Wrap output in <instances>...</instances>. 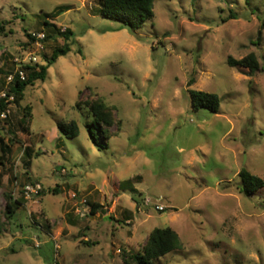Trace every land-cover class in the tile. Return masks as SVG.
Returning <instances> with one entry per match:
<instances>
[{"label": "rangeland", "instance_id": "rangeland-1", "mask_svg": "<svg viewBox=\"0 0 264 264\" xmlns=\"http://www.w3.org/2000/svg\"><path fill=\"white\" fill-rule=\"evenodd\" d=\"M99 1L0 0V89L44 18L74 34L0 127V264H134L168 226L182 247L153 264H264V187L247 195L238 175L264 179V0H156L135 31ZM64 42L45 44L44 64ZM252 52L258 71L228 64ZM191 89L217 93L219 111L194 110ZM97 98L117 121L106 148L87 128ZM72 120L70 138L57 124Z\"/></svg>", "mask_w": 264, "mask_h": 264}, {"label": "trees", "instance_id": "trees-1", "mask_svg": "<svg viewBox=\"0 0 264 264\" xmlns=\"http://www.w3.org/2000/svg\"><path fill=\"white\" fill-rule=\"evenodd\" d=\"M156 0H100V14L103 16L119 21L123 26L135 31L144 26V24L152 20L155 16L154 4ZM43 28L46 31L45 43L51 40H57L59 36L65 39L62 46H57L53 49L50 57L44 55L47 62L37 67H26L27 77L25 80H17L10 88L9 91L15 94V103H18L24 96V91L36 83L37 80H45L49 67L57 60L58 57L66 55L71 50L70 40L73 31L68 29L60 31L56 25L50 22L47 18L43 19ZM264 26V24H263ZM4 30L3 23L0 22V31ZM31 34L29 37L31 38ZM260 37V36H259ZM29 42L27 43V45ZM228 64L232 67H243L249 69L254 73L260 69V61L255 53L236 59L233 56L228 57ZM12 68L8 70L10 72ZM7 72V73H8ZM195 80H189V86L193 85ZM191 104L194 110L207 108L215 113L220 109V96L217 93L207 92L202 90L191 89ZM82 102L77 105L80 106ZM89 112L92 115V120L87 124L89 135L96 146L106 148L107 143L103 139L109 138L110 128L117 124L114 116V108L107 105L102 99H89L84 102ZM6 106L4 101H0V108ZM24 117L28 118L31 115V106L24 108ZM60 132L67 137H76L80 133V128L77 121L58 122L57 124ZM241 178V191L247 195L257 192L260 188L264 187V179L252 174L246 168L239 172ZM123 184H126L124 181ZM43 191V190H42ZM51 191L58 192L57 188ZM136 192V190H132ZM22 201L15 199L6 203L5 213L7 216H13L14 213L20 208ZM103 207L98 203L91 204V214H95ZM3 228L1 224V200H0V233ZM182 247L181 239L176 230L172 227L154 228L147 238L146 244L142 250L132 252L126 258L129 263L134 264H153V262L163 257L170 252Z\"/></svg>", "mask_w": 264, "mask_h": 264}, {"label": "built area", "instance_id": "built-area-1", "mask_svg": "<svg viewBox=\"0 0 264 264\" xmlns=\"http://www.w3.org/2000/svg\"><path fill=\"white\" fill-rule=\"evenodd\" d=\"M65 31L66 28L61 29ZM29 38V44L22 54L14 59V67L4 77V87L0 89V101H4L6 106L0 108V127L8 123L12 114V107L15 103V94L9 91V88L17 80H25L27 77L26 67H37L44 64L43 58L40 55V50L45 46L46 31L33 32ZM42 190L40 183L27 184L24 188L26 197H30L31 194H39ZM149 199V198H148Z\"/></svg>", "mask_w": 264, "mask_h": 264}]
</instances>
